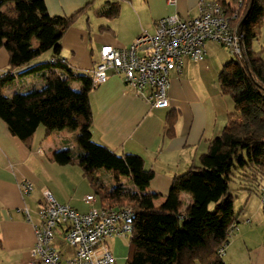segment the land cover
Here are the masks:
<instances>
[{
  "label": "trees",
  "instance_id": "trees-1",
  "mask_svg": "<svg viewBox=\"0 0 264 264\" xmlns=\"http://www.w3.org/2000/svg\"><path fill=\"white\" fill-rule=\"evenodd\" d=\"M97 1L89 0L72 16H52L45 0H0V48L9 54L8 68L0 75V119L26 146L40 126L47 134L79 131L84 150L77 156L57 151L53 160L63 166L77 162L104 206L132 209L131 264H228L220 251L238 223L231 184L237 180L241 189L261 200L264 195V49L253 48L264 29V0H242L241 5H236L240 0H217L228 16H236L233 24L244 36L242 56L220 74L222 93L234 101L236 113L230 130L210 141L201 165L173 179L159 207L154 204L158 195L149 192L155 172L146 168L144 159L94 141L92 74L71 69L61 57L65 33ZM119 15L118 2L103 12L109 20ZM36 74H47L44 86L5 95L17 79ZM75 82L81 87H73ZM240 121L242 128L237 129ZM176 122L177 113L171 111L168 136H174ZM104 170L111 173L113 184L100 177ZM181 193L192 194L195 201L187 213L179 211Z\"/></svg>",
  "mask_w": 264,
  "mask_h": 264
},
{
  "label": "crops",
  "instance_id": "crops-1",
  "mask_svg": "<svg viewBox=\"0 0 264 264\" xmlns=\"http://www.w3.org/2000/svg\"><path fill=\"white\" fill-rule=\"evenodd\" d=\"M45 2L52 16H72L89 0ZM115 2L120 5V15L109 20L103 12ZM174 13L183 19L198 17L200 0H176L175 5H169L168 0H98L65 33L61 57L71 69L92 74L101 60L103 46L128 48L141 35H154L157 22ZM102 27H109V30H102ZM255 43L259 51L264 49V29ZM206 48L205 61L186 58L181 73L171 72L168 108H153L122 76L112 73L90 94L94 141L113 151L136 154L144 159L146 168L155 172L149 192L158 195L154 201L156 207L165 202L176 176L201 165V157L208 152L210 141L224 130H230L231 115L236 113L235 103L222 93L220 81L221 72L235 58L221 44L208 42ZM8 65L9 54L5 48H0V75ZM235 68L231 65L230 69ZM46 76L36 74L19 78L7 87L5 95L12 97L41 88ZM73 87L80 88L81 84L75 82ZM171 111L177 113L174 136L166 133L167 115ZM62 150L75 156L84 150L78 130L47 134L40 126L31 146H26L11 135L0 119V264H25L30 260L36 242L34 225L39 223V210L46 191H50L59 203L82 213L105 205L98 196L94 204L85 202L94 190L77 162L63 166L53 160L54 154ZM25 181L34 185L29 196L22 194L21 184ZM238 188L247 196L240 198L238 206L239 195L233 202L238 223L223 258L228 264H264L262 203L255 198V193L241 189L240 185ZM180 199L182 213L195 205L190 193H181ZM55 245L63 250L64 258L74 256V250L66 245L60 230L56 233ZM114 256L119 264L121 257Z\"/></svg>",
  "mask_w": 264,
  "mask_h": 264
},
{
  "label": "built area",
  "instance_id": "built-area-1",
  "mask_svg": "<svg viewBox=\"0 0 264 264\" xmlns=\"http://www.w3.org/2000/svg\"><path fill=\"white\" fill-rule=\"evenodd\" d=\"M168 4L175 5L176 0H168ZM241 4L242 0L236 5ZM235 18L228 16L216 0H200V14L195 18L183 19L175 13L161 18L154 35L143 34L128 48L103 46L101 60L92 73L93 84H104L110 73L120 75L153 108H168L171 72L181 73L186 58L205 61L208 42L221 44L236 59L242 56L244 36L233 24ZM21 190L29 196L34 185L25 181ZM96 199L95 194H90L84 200L94 204ZM25 212L30 219L29 211ZM132 214L130 207L104 205L82 213L59 203L46 191L39 223L34 225L36 242L25 264H117L108 240L131 237ZM59 230L66 245L75 252L71 258H64L63 250L55 245ZM225 251L226 246L220 254L224 256Z\"/></svg>",
  "mask_w": 264,
  "mask_h": 264
},
{
  "label": "rangeland",
  "instance_id": "rangeland-1",
  "mask_svg": "<svg viewBox=\"0 0 264 264\" xmlns=\"http://www.w3.org/2000/svg\"><path fill=\"white\" fill-rule=\"evenodd\" d=\"M255 49H256V51L260 50V48L258 46V43H255ZM237 60L238 59L235 58L234 62L237 63ZM253 119L256 120V116H254ZM236 124H237V129L238 128H240V129L242 128V124L243 123L241 121L237 122ZM260 128H264V124H262V126ZM260 133L261 132H258V135H260ZM100 177L103 178L108 183L113 184L111 173H109V172L104 170V171H102ZM238 187H239V181L236 180V183L233 182L231 184V189H230L231 194L234 196V200L233 201H236L237 198L239 197V200L236 203V206L240 205V198L242 199V198L247 196V194L244 191H240ZM255 198L258 201L260 200V203H262V200L258 198L257 194L255 195ZM261 205L263 207V203ZM108 244L110 245L111 249L113 250L114 255H116V256L119 255V257H121L120 258L121 261H120L119 264H131L130 262H128V255H129V248H130V238H128V239H122V238L109 239L108 240Z\"/></svg>",
  "mask_w": 264,
  "mask_h": 264
}]
</instances>
